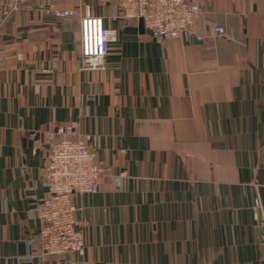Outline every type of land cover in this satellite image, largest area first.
Returning a JSON list of instances; mask_svg holds the SVG:
<instances>
[{
    "label": "crops",
    "instance_id": "crops-1",
    "mask_svg": "<svg viewBox=\"0 0 264 264\" xmlns=\"http://www.w3.org/2000/svg\"><path fill=\"white\" fill-rule=\"evenodd\" d=\"M6 1L0 264H264V0H202L189 37L176 40L113 20L114 3L20 0L6 17ZM87 8L114 34L104 71L83 69ZM68 125L124 177L73 196L88 221L83 257L20 262L40 232L29 210L46 196L47 134Z\"/></svg>",
    "mask_w": 264,
    "mask_h": 264
},
{
    "label": "built area",
    "instance_id": "built-area-1",
    "mask_svg": "<svg viewBox=\"0 0 264 264\" xmlns=\"http://www.w3.org/2000/svg\"><path fill=\"white\" fill-rule=\"evenodd\" d=\"M202 0H100L101 4L114 3L117 14L113 20H143L145 30L156 39L176 40L188 38L195 19L201 10ZM20 0H7L3 4L6 17L19 10ZM61 17L73 18V11H60ZM81 60L86 71H104L106 57L110 52L114 34L107 29L104 19L92 14L87 8L81 18ZM215 36L229 40L224 25L215 27ZM5 53H0V65L5 62ZM52 141L44 170L43 187L46 196L29 210L32 218L41 223L40 232L31 252L20 262L32 261L45 256L76 254L83 257L86 246L83 231L88 226L86 218L77 219L73 196L97 194L100 180L109 177L120 183L124 174L110 175V169L100 162L87 141L79 136L73 126H62L49 132ZM89 139V138H88ZM260 199L254 202L255 219L259 220ZM59 264V263H58Z\"/></svg>",
    "mask_w": 264,
    "mask_h": 264
},
{
    "label": "water",
    "instance_id": "water-1",
    "mask_svg": "<svg viewBox=\"0 0 264 264\" xmlns=\"http://www.w3.org/2000/svg\"><path fill=\"white\" fill-rule=\"evenodd\" d=\"M140 26H141V29L144 28L143 20H140Z\"/></svg>",
    "mask_w": 264,
    "mask_h": 264
}]
</instances>
